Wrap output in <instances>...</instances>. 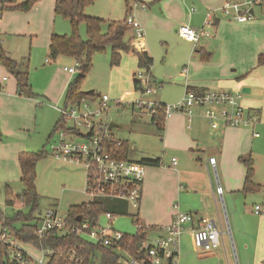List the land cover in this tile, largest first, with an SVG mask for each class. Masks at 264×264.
Returning a JSON list of instances; mask_svg holds the SVG:
<instances>
[{
  "label": "crops",
  "instance_id": "0c3cea01",
  "mask_svg": "<svg viewBox=\"0 0 264 264\" xmlns=\"http://www.w3.org/2000/svg\"><path fill=\"white\" fill-rule=\"evenodd\" d=\"M135 1L146 4V9L149 4L157 2L158 7L154 13L135 12L134 17L144 30L149 29L153 19L162 22L156 17L159 13L163 21L169 18L177 21L170 25L173 32L148 30L145 32L148 36L146 42L144 39L137 41V47H142L151 58L155 55L151 51L150 36L155 35L162 40L166 39L167 34H176L178 37L177 29L180 26L186 25L197 29L201 26L207 11H214L216 20L212 26L214 33L212 39L204 38L201 40H205L203 44L199 46L200 41L194 46L178 37L184 45H191L195 54L201 55L202 62L195 56L190 60L186 58L190 68L200 70L203 68L201 64L208 65L205 63L208 61L212 66L205 68L216 74L213 82L196 83L194 90L188 86L185 90L201 94L207 88L229 93H241L242 89H247L248 92L242 94L241 105L247 111L254 112L259 123L252 128L220 126L218 129H211L204 116L205 110L202 109L193 110L190 119L184 114H176L169 118L164 122L162 140L160 139L163 142L161 152L151 153L150 157L145 159L159 160L161 165L144 168L141 201L138 210L133 214L147 227H166L170 225L175 215L192 214L196 221L207 219L220 228V247L214 251L204 252L196 250L193 246L191 229L194 225L186 226L179 239L178 264H232V254L236 256L238 264H264V198L263 201L260 200L264 197V137L262 135L260 138L253 137L254 133H258L257 130L264 131V66L257 65L258 56L264 54V8H253L252 19L238 23L219 12L224 0H176L179 5L169 3L168 0ZM16 2L23 4L27 1ZM116 2L119 3L120 0ZM35 3V8H38L43 1L37 0ZM190 4H193V7H190ZM126 5L130 6L127 1L123 12L124 18L115 20L112 18L109 22H123L127 12ZM54 8L55 5L53 12ZM193 9L194 12L191 11ZM165 12H168V16ZM7 13H4V18L0 20L2 30L0 46L5 55L16 63L17 69L22 71V62L24 59L29 62L33 46L41 47L42 50L48 49L54 34L47 30L27 32L25 30L29 28L28 24H24V30L21 29V25L9 28L6 20L11 22L12 16H7ZM130 34L134 37L133 30ZM34 41H37V44L34 45ZM183 50L189 54L188 48ZM46 63L49 61L46 60ZM188 70L185 66L178 73L177 81L186 78ZM63 72L67 74L64 70ZM69 83H64L61 93ZM150 83L156 84L152 75L147 83L149 87ZM31 93L30 98L19 96L14 74L0 63V169L6 167L8 175L9 170L16 167L19 181L21 180L19 156L22 153H36L28 151L27 144L31 140H28V134H36L39 131L37 109L42 103L32 91ZM49 99L58 102L60 95L50 96ZM45 101L47 105L44 107L52 108L58 114L56 110L58 108L49 106L51 103L48 99ZM58 122L53 119L44 131L48 135V144L51 143L53 134L58 140V130H54ZM45 158L46 156L41 158L36 167ZM246 158L253 161L252 183L263 187L260 192H243L246 173L243 162ZM172 159H175V165H172ZM210 159L215 160V169L209 166ZM62 163L72 164L67 161ZM210 172L214 173L215 181ZM217 186L222 189L220 197L216 195ZM260 201L261 204L253 206V202ZM71 207L77 206L69 208ZM255 207L260 208L258 215L254 213ZM227 228L228 230L230 228L229 234H226Z\"/></svg>",
  "mask_w": 264,
  "mask_h": 264
},
{
  "label": "rangeland",
  "instance_id": "374dc122",
  "mask_svg": "<svg viewBox=\"0 0 264 264\" xmlns=\"http://www.w3.org/2000/svg\"><path fill=\"white\" fill-rule=\"evenodd\" d=\"M28 1V0H25ZM37 0H35L36 2ZM43 3L35 8V4L27 12L13 11L0 13V20L5 16H12V21L6 20V24H9V28L20 26L24 30V24H28L29 28L25 31H49L54 35L63 36L71 34V26L69 22L59 16H56L53 12V6L56 0H42ZM93 0V4L85 9V15L102 20L104 23L101 27L102 33L107 32L106 23L111 21L112 18H124L125 1L131 6L135 0ZM146 1V0H145ZM169 3L173 2L179 5L176 0H168ZM138 2V1H137ZM141 4V2H138ZM146 5V4H145ZM157 2L149 4L148 9L144 10L148 12H155L157 10ZM193 7V4H190ZM147 8V6H146ZM255 8V7H254ZM52 9V11L50 10ZM51 11V12H50ZM140 8L137 12H140ZM49 12V14H48ZM208 12V11H207ZM168 16V12H165ZM2 15V16H1ZM205 16V15H204ZM2 17V18H1ZM160 21L153 19V23L149 24V29L145 28V32H173L170 28L174 22L172 18L167 20L162 19L161 14H157ZM137 20V19H136ZM147 22V18H145ZM138 22V21H137ZM78 35L82 41L86 40V28L85 24L81 23L78 28ZM2 32V30H0ZM213 28L208 29L210 39L214 33ZM148 36L145 35V42ZM153 55V65L150 70V74L156 80V84L150 83L151 88L155 90V95H145L146 82L144 78L139 81L138 76L145 77V72L137 67L136 58L132 54L122 53L120 61L117 66L111 65V49L106 46L102 53L95 54L92 58L91 69L85 74L81 82V91L84 93L92 92L95 96H107L109 103L107 104V112L102 115V120L105 124H114L116 127L108 130V137L111 141L121 143L124 145L126 151V160L135 163H141V160H145L150 157L151 153L161 152V146L163 145L162 133L156 130L152 125L150 116L145 110H138L135 107L132 108L131 104L137 99L144 102H156L164 106H169L179 102L186 87L195 89L194 84L200 82H213L216 74L207 70L205 67L212 66L210 62L207 64H201L205 70L190 68L187 62L192 56H195L199 62H202L200 54H195L191 45H184V43L176 36V34H167L166 39L162 40L155 35L149 37ZM205 41V40H204ZM201 41L199 46L203 44ZM37 41H34V45ZM188 48L189 54L183 49ZM148 50V49H147ZM46 60L49 63H46ZM75 61L66 56H58L53 59L49 56V49H41V47L33 48L30 51L29 62L24 59L21 66V70L27 73L28 85L31 88L33 94L42 103V106L37 110V121L39 131L36 134H28L29 144H27L28 151L37 152L44 151L46 158L38 163L35 168V191L38 197L37 204L38 210L33 213V220L28 221V224H35V220L38 217V211H44L48 208L57 207L62 216H66L70 206H79L81 203L88 202V198L82 193L85 188V168L80 164L70 162L72 164H65L62 161H57L53 158V146L57 142V136L53 134L51 143H47V136L44 132L53 119L60 121L59 115L54 110L46 109L44 105H47L45 99H48L51 104L49 106L56 107L58 109L63 108L66 87L61 93L64 83L75 81L80 71L74 75H67L63 72V68H70L74 65ZM199 64V63H197ZM188 67V74L182 81H177L178 73ZM135 75V76H134ZM9 77V75H6ZM11 78V77H10ZM134 81L138 82V85L134 87ZM205 91H216L215 89L207 88ZM61 93V94H60ZM242 94V93H241ZM60 95V100L52 101L50 96ZM243 96V95H242ZM260 100V97L258 98ZM94 105H91L90 109H95ZM166 119L164 122H166ZM260 135L264 137V131H258ZM51 130L49 134H51ZM262 137V138H263ZM67 139H73L68 136ZM263 145V144H262ZM264 147V145H263ZM146 168V166L144 167ZM7 168L0 169V233L2 230L3 220L9 222L12 229H19L24 221L14 220L17 213L27 216L31 213L33 208L32 204L24 206H8L5 204V186L10 185L13 194L20 195L24 190V185L19 181V172L17 168L9 170L7 174ZM213 180L215 181V175L210 172ZM254 179V177L252 178ZM261 179H263L261 177ZM263 198L260 199L263 201ZM260 202H253L255 204H261ZM252 205L251 207L254 208ZM253 209H251L252 212ZM129 214L133 213L132 210L128 211ZM3 219V220H2ZM99 223L102 227L106 226L107 222L104 216L99 217ZM113 228L126 235H133L135 233V226L128 216H117L113 222ZM7 229V228H6ZM5 229V230H6ZM8 232L11 231L7 229ZM230 230V228H229ZM227 236V235H226ZM30 251L28 248H25ZM231 252L232 248L230 246ZM232 264H238L236 256L231 255ZM0 264H6V258L0 250ZM90 264H99V256L96 255Z\"/></svg>",
  "mask_w": 264,
  "mask_h": 264
},
{
  "label": "built area",
  "instance_id": "2783aa9c",
  "mask_svg": "<svg viewBox=\"0 0 264 264\" xmlns=\"http://www.w3.org/2000/svg\"><path fill=\"white\" fill-rule=\"evenodd\" d=\"M254 7L264 8V0H224L219 12L226 18L243 23L252 19L251 11ZM138 8L146 10V6L137 1L127 7L125 25L133 30L137 41H142L145 31L134 17ZM191 11L194 12L195 9ZM215 20V12H207L199 28L183 25L177 29V35L197 46L202 39L210 37L208 29L215 24ZM79 68V62L75 61L72 67H65L63 70L74 75ZM143 78L147 85L149 78L138 76L139 81ZM144 93L152 95L155 90L146 86ZM241 97L240 92L205 91L195 94L185 90L182 99L173 105L164 106L137 99L131 106L147 111L150 117L156 114V110L161 109L164 121L176 114H184L190 119L193 110L202 109L205 110L204 116L211 129H218L220 126L252 128L259 123L258 116L241 105ZM108 103V97L102 96L95 102L82 101L71 107L56 109L60 116V125L52 156L56 160L74 162L85 168V188L82 193L88 198L85 204L96 200L113 201L123 204L127 212L132 210L134 213L141 201L144 167L140 163L118 159L109 149L107 125L102 120ZM91 105L96 108L90 109ZM68 136L73 139H67ZM253 137L260 138V134L254 133ZM208 163L215 169L214 159H210ZM172 165H175V159H172ZM216 195H222L219 186L216 188ZM259 212L260 208L255 207L254 213L258 215ZM133 213L129 216L135 226V233L126 235L113 228L117 216L111 213L100 214L95 222L87 218L72 222L67 215L62 216L57 207L48 208L38 213L35 244H24L4 229L0 233V246L4 249L3 254L8 264H86L79 248L52 247L47 244L49 241H56L58 244L73 236L86 245L114 248L122 255L124 264H178L179 239L186 226L194 225L191 233L196 250L210 252L220 247L221 230L213 221H196L192 214H177L169 226L147 227ZM101 215L107 222L104 227L99 223ZM138 232L144 234V241L138 254L131 256L121 249V243L124 236H135Z\"/></svg>",
  "mask_w": 264,
  "mask_h": 264
},
{
  "label": "trees",
  "instance_id": "16d2710c",
  "mask_svg": "<svg viewBox=\"0 0 264 264\" xmlns=\"http://www.w3.org/2000/svg\"><path fill=\"white\" fill-rule=\"evenodd\" d=\"M35 4V0H28L23 4H17L16 0H0V12L2 11H22L27 12ZM93 4V0H56L54 13L67 20L71 26L70 35H52L49 44V56L51 58H57L58 56L71 57L80 64L79 77L69 83L66 89V96L63 104V108L71 107L81 103L82 101L95 102L99 97L91 93H84L81 91V82L85 74L91 69L92 58L95 54L102 53L106 46L111 49V65L117 66L120 61L122 53L132 54L136 58L137 67L145 72V77L150 78V70L152 67V58L142 48L137 47V40L131 36V28L125 25L123 22H107V32L102 33L101 27L103 21L97 18L88 17L85 15V9ZM127 9V5H126ZM84 23L86 28V40L82 41L78 35V26ZM0 63L10 72H12L17 81L18 95L21 97L30 98L32 93L28 85L27 73L19 71L16 63L10 60L4 53L0 46ZM258 66H264V54L258 56ZM135 76V75H134ZM134 87L138 85V82L134 81ZM188 89V88H187ZM161 105V104H160ZM151 123L155 126L156 130L160 133L163 132L164 118L161 109L156 110V114L150 117ZM60 125V121L55 126L54 130L57 131ZM109 149L118 158L126 160V151L124 145L121 143L113 142L110 140ZM46 156L44 151L36 153H22L19 158V166L21 171V182L24 185V190L19 195L13 194L11 188L5 186V204L8 206H24L32 204L33 208L31 213L27 216H23L20 213L15 215L14 220L24 221L19 229H12L10 223L3 220L2 230L10 229L9 231L14 237L19 239L24 244L36 242L35 237V224H28V221L33 220V213L38 210L37 194L35 191V168L37 162ZM143 166H160L159 160H142ZM243 165L246 169L245 173V187L244 193H257L260 192L263 187L252 183L254 176L253 161L249 158L244 159ZM39 212V211H38ZM111 213L115 216H129L125 206L120 203L106 200H96L89 204H82L77 207H71L68 209L67 216L70 221H74V218L78 215H83L84 218L91 219L92 222L97 220V217L102 213ZM135 215V214H134ZM37 220V218H36ZM36 220L34 222H36ZM144 241V234L138 232L135 236H124L121 249L131 256H136L138 250H140L141 244ZM47 242L52 247H76L79 248V253L86 259V264H90V261L96 256H99V264H124L122 255H119L114 248H102L97 246L86 245L79 238L69 236L61 243ZM0 250L4 253L3 247L0 246ZM141 253V252H140ZM6 264H8L6 262Z\"/></svg>",
  "mask_w": 264,
  "mask_h": 264
},
{
  "label": "water",
  "instance_id": "95a60500",
  "mask_svg": "<svg viewBox=\"0 0 264 264\" xmlns=\"http://www.w3.org/2000/svg\"><path fill=\"white\" fill-rule=\"evenodd\" d=\"M248 91H247V89H242V91H241V93L242 94H245V93H247ZM89 93V92H88ZM87 93V94H88ZM116 126L114 125V124H109L108 125V127H107V130H111L112 128H115ZM84 219V216L83 215H78V216H76L75 218H74V220L76 221V222H80V221H82ZM226 234H229V230H228V228H227V232H226Z\"/></svg>",
  "mask_w": 264,
  "mask_h": 264
}]
</instances>
